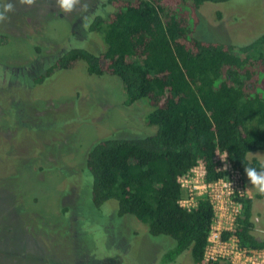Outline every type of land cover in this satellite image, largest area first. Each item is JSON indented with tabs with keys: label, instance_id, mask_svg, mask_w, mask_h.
Here are the masks:
<instances>
[{
	"label": "trees",
	"instance_id": "16d2710c",
	"mask_svg": "<svg viewBox=\"0 0 264 264\" xmlns=\"http://www.w3.org/2000/svg\"><path fill=\"white\" fill-rule=\"evenodd\" d=\"M229 1L91 0L81 39L49 55L34 48L30 86L81 63L89 76L117 78L124 106L144 104L145 123L154 132L98 140L85 155L79 179L96 212L110 202L118 218L133 216L150 237L171 240L160 264L186 253L194 264H207L203 253L214 211L205 197L191 210L180 207L178 176L200 161L207 183L223 178L217 151L244 175L246 167L264 171L253 155L264 152V24L257 37L237 46L196 37L200 7ZM98 6L103 10L95 12ZM94 39L100 40L97 48ZM236 200L242 205L234 232L240 246L264 249L253 199Z\"/></svg>",
	"mask_w": 264,
	"mask_h": 264
},
{
	"label": "rangeland",
	"instance_id": "374dc122",
	"mask_svg": "<svg viewBox=\"0 0 264 264\" xmlns=\"http://www.w3.org/2000/svg\"><path fill=\"white\" fill-rule=\"evenodd\" d=\"M94 2L79 0L64 12L56 0H35L31 6L0 0V11L14 5L8 20L0 22V264H160L171 244L164 236L150 237L133 216L118 218L110 202L96 212L79 179L85 155L98 140L154 132L145 123L144 104L124 106L119 80L89 76L81 63L37 87L29 85L35 46L49 55L81 39L82 15ZM263 4L205 3L196 37L245 44L262 32ZM102 10L98 6L95 12ZM72 30L77 33L70 35ZM99 42L91 45L97 48ZM253 155L264 165V152ZM244 177L256 231L263 235L264 198L255 197L258 189ZM172 264L194 263L186 253Z\"/></svg>",
	"mask_w": 264,
	"mask_h": 264
},
{
	"label": "built area",
	"instance_id": "2783aa9c",
	"mask_svg": "<svg viewBox=\"0 0 264 264\" xmlns=\"http://www.w3.org/2000/svg\"><path fill=\"white\" fill-rule=\"evenodd\" d=\"M214 159L225 174L215 182L205 181V167L200 161L188 173L177 177V183L183 191L178 202L180 207L191 210L196 207L198 197H205L214 211L203 262L264 264V249L241 247L234 234L235 221L242 211V205L236 198H251L244 174L230 163L224 152L217 151ZM224 233H228L226 239L222 238Z\"/></svg>",
	"mask_w": 264,
	"mask_h": 264
},
{
	"label": "clouds",
	"instance_id": "9594fccd",
	"mask_svg": "<svg viewBox=\"0 0 264 264\" xmlns=\"http://www.w3.org/2000/svg\"><path fill=\"white\" fill-rule=\"evenodd\" d=\"M21 5L31 6L35 3V0H18ZM59 8L64 12H71L79 4V0H56ZM14 5L7 3L4 5L2 11H0V22L8 20L6 13L12 11ZM87 9V5H84V10ZM248 181L255 186L258 191L264 194V171H257L256 168L246 167L244 169Z\"/></svg>",
	"mask_w": 264,
	"mask_h": 264
}]
</instances>
